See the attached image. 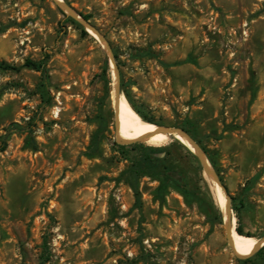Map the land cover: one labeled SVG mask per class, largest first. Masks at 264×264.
I'll use <instances>...</instances> for the list:
<instances>
[{"label":"rangeland","instance_id":"1","mask_svg":"<svg viewBox=\"0 0 264 264\" xmlns=\"http://www.w3.org/2000/svg\"><path fill=\"white\" fill-rule=\"evenodd\" d=\"M64 1L108 41L122 94L188 130L236 228L263 237L264 0ZM71 19L53 0H0V61L17 67L0 70V264H264V246H230L192 150L118 142L113 62ZM147 155L155 173L136 174Z\"/></svg>","mask_w":264,"mask_h":264},{"label":"bare ground","instance_id":"2","mask_svg":"<svg viewBox=\"0 0 264 264\" xmlns=\"http://www.w3.org/2000/svg\"><path fill=\"white\" fill-rule=\"evenodd\" d=\"M115 83H116V72H114V85ZM117 106H118L117 113H118V121H119V126L117 129L118 136L122 135L119 130L120 128L124 130L125 132H127L130 136L134 137V138L126 139V140L144 139L147 142V144L155 145V146L164 145L168 141H170L172 137H175L179 141H181L184 145H186L190 150H194V147L192 146V144L189 142V140L186 137L180 134H173V133L169 134L164 131H161L158 126L154 125L150 121H147V119L145 120L134 109L133 105L130 103L126 95L122 94L120 100L117 102ZM208 160L211 162L209 158ZM209 176L210 175H208V179L210 180L211 178L216 188L215 192L217 191L216 193L217 198L221 202L223 220L224 222L228 223L231 221L229 215L232 213V210H229L227 207L228 199L225 196V193L223 194L224 191L218 185L216 180L213 177L211 176L209 177ZM236 222H237L236 218L235 216H233L232 218L233 248L235 252L238 253L239 255L248 256L253 252V250L258 245V238L255 236H249V235L239 232L236 228Z\"/></svg>","mask_w":264,"mask_h":264},{"label":"water","instance_id":"3","mask_svg":"<svg viewBox=\"0 0 264 264\" xmlns=\"http://www.w3.org/2000/svg\"><path fill=\"white\" fill-rule=\"evenodd\" d=\"M58 6H60L64 12L73 17L76 21H78L79 23H81L88 31L92 30L95 33V36H97L105 45L106 50H107V54H108V58H109V64L112 61L115 71H116V83L114 85V96H115V108H116V121H115V125H116V131H118V126H119V121H118V106H117V102L120 100L121 96H122V92H121V85H120V73H119V68L117 66V62L115 59V56L113 54V51L108 43V41L99 33V31L96 29V27L94 25H92V23L88 20H86L85 18H83L80 14L77 13V11L71 7L69 4H67L64 0H53ZM159 127V126H158ZM161 131H164L166 133L169 134H180L184 137H186L189 142L192 144V146L194 147V150H192L198 157L200 164L202 166L203 171L206 173V175H210L211 177H213L216 182L218 183V185L222 188V190L225 193V196L228 199V209L232 210L231 208V198L226 190L225 185L223 184L220 175L218 174V172L216 171V169L214 168L213 164L208 160V155L206 154V152L201 148V146L199 145V143L190 135V133H188L187 131H185L182 128H172V127H159ZM117 140L120 143L126 144V143H130L132 141L135 140H126L123 139L119 136H117ZM140 140V139H137ZM209 161V162H208ZM222 212V211H221ZM223 215V212H222ZM230 217V222L226 223V232H227V239L228 242L230 244V246L233 248V240H232V218H233V214L231 213L229 215ZM264 246V236L258 239V245L256 246V248L253 250V252L248 255L251 256L252 254H254L255 252H257L258 250H260L262 247ZM235 252V250H234ZM236 253V252H235ZM236 255L240 258H245L247 256H242L239 255L238 253H236Z\"/></svg>","mask_w":264,"mask_h":264},{"label":"trees","instance_id":"4","mask_svg":"<svg viewBox=\"0 0 264 264\" xmlns=\"http://www.w3.org/2000/svg\"><path fill=\"white\" fill-rule=\"evenodd\" d=\"M86 19H88V16L85 15L84 16ZM73 22L78 23L77 21H75L74 19H71ZM84 32L86 33L87 31L84 29ZM25 66L34 68L38 71H41L43 74V77L46 76L47 74V67H46V60H40V61H36L33 59H27L24 63ZM8 69H17V67L15 65H12L10 63H8L7 61H0V70H8ZM126 94V97L128 98V100L130 101V103L133 105L134 109L146 120L151 121L150 119L147 118V116L141 111V109H139L131 100H130V95L128 94V92L124 91ZM188 131V130H187ZM7 147V142H4V144L2 145L1 150H5ZM150 153H154L156 152V149L154 148H150ZM207 152V151H206ZM209 155V154H208ZM209 159L211 160L212 164L215 166V162L214 160L211 158V156H208ZM155 164L156 161L151 160L150 155H147L144 159L139 160L138 162V167L136 170V174H139L141 171L143 172V174H151V173H155ZM217 169V168H216ZM218 173H219V169H217ZM141 172V173H142ZM226 190L228 191L227 187ZM136 195L139 197V193L136 190ZM242 204V202H241ZM234 208L236 209L237 215L239 216L240 210L241 208L239 206L234 205ZM237 230L241 233H243V230L241 229L240 226L237 227ZM264 251V247L261 249L260 252Z\"/></svg>","mask_w":264,"mask_h":264}]
</instances>
